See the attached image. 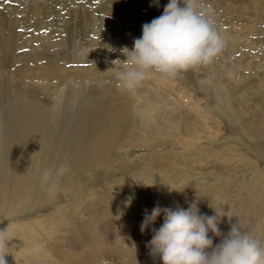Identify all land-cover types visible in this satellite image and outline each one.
Instances as JSON below:
<instances>
[{
	"label": "rangeland",
	"instance_id": "374dc122",
	"mask_svg": "<svg viewBox=\"0 0 264 264\" xmlns=\"http://www.w3.org/2000/svg\"><path fill=\"white\" fill-rule=\"evenodd\" d=\"M94 1L0 0V18L4 17V21H0L2 25H0V117L3 116L0 118V234L7 239V243L0 245V248H4L7 264H20L21 257L26 264H41L34 255L26 254L34 244L46 254L44 263L48 261L46 257L48 256L55 264H73L71 259L77 260L73 254L85 241L86 236L82 235V230L94 226V223L90 221L91 217L114 213V216L104 218L107 219L105 221H109L112 217L126 219L133 214L132 218L136 223L141 212H138L133 204L138 196L147 198L148 203L163 202L165 205L170 204L169 206L173 208L179 205L187 208L189 204L195 202L204 214L208 206H211L208 198L216 197L222 204L227 205L225 208H216V211H219L218 214L232 212L234 216L229 217L230 228L240 223L242 225L239 224V226L243 230L246 228L254 235L257 233L255 236L264 241V231L261 233L259 231V228L264 225L262 224L264 210L257 214L259 207L262 205L264 207V201L259 197L264 196V129H262L264 112L257 108L258 102H261L264 97V91H259L264 83V57L253 59L256 58V52H264V19L259 20L263 21L259 29L261 34H256L254 41L251 38L249 40L251 43H247L246 39L239 37L235 30L238 29L234 27L235 21L224 15L228 8H234L236 17L248 16L245 6L235 0H226V3L231 2L234 6L227 4L221 9L207 4L204 0H196L198 10L203 15L215 19L216 28L226 40L225 47L210 63L181 71L183 74L180 76V72L173 77L154 72L158 80L154 75L147 77L137 86L139 89L136 87L135 92L123 88L114 73L95 76L94 79H91L89 75V78L73 79L70 71V73L67 72L66 79H64L65 75V77L60 75L52 80L41 78L40 75L32 76V71L31 74L27 71L21 77L14 73L18 66L28 65L37 70L42 64L55 59L62 66L66 65L65 69L68 70L73 68L88 70L92 66L91 63L94 64L95 60L96 64L101 57L100 61L103 64L114 66V61L119 66L121 62L115 59H125L124 54L118 50L111 55L113 51H108L107 48L105 52L102 46L103 42H107L117 49L123 47L111 37L105 38L104 35L102 37V33L107 32L106 24L109 15L102 13L100 8L103 10L109 0ZM168 2L169 0H159V4L166 5ZM138 4L143 9L157 6L152 0H139ZM262 6L264 7V2ZM116 19L117 25H127L126 28L129 31L126 36L134 40L142 35V24L150 22L153 18L132 14L127 15L124 20L121 17ZM8 20L12 22L11 25L14 28L11 29L13 30L10 32L11 36L3 31L6 30L4 28ZM245 27L243 25L240 29L245 30ZM233 38L236 41L241 38V42L238 41L240 48L251 54L248 56L244 53L245 51L239 55L233 54L232 45L229 43ZM104 43L103 45L106 44ZM229 50H231L230 54ZM76 55L78 56L75 59ZM234 67H242V69L238 70V76L232 77ZM102 69L104 70V67ZM77 73L75 75H83L81 71ZM240 74L243 75L242 79ZM229 79L234 81L232 88L237 90L233 91L231 88L227 91L225 85L228 84ZM170 84L174 87H170ZM254 87L258 89L253 90ZM243 88L247 89L244 91ZM261 88L264 89L263 86ZM185 89L190 90L197 99L204 102L210 108L212 117L217 118L221 125V130L214 141L208 140L209 131L205 129L201 131L205 130L204 134L207 136L206 138L201 136L198 147L200 149L204 146L209 147L207 160L199 158L197 162L192 161L182 146V143L186 141L183 132L187 130L186 127L191 128L190 122L197 117L194 115L192 105L183 99L182 91ZM235 108L245 112L241 115V124L247 129L246 132L234 124L235 121L231 118ZM39 115L44 117L43 120L45 119V124H39L41 128L45 125L42 130L31 125L32 117ZM187 123H190V127ZM75 130H81V134H76ZM60 131L64 132L62 138ZM252 131L259 136V140L250 133ZM99 140L106 145L100 146V150L96 153L94 144ZM144 140L148 146L136 147V144ZM130 141L132 148L122 147V143ZM76 146H84V148L81 151H75L73 148ZM253 150L262 155L259 156L260 159L258 156L251 157L258 162L262 170L257 169L254 164L242 163L240 160L243 156H252ZM101 156L103 163L98 164L92 161ZM191 156L197 157L193 154ZM81 158L88 159L87 163H83ZM24 162H26L25 167H23ZM146 162H150L153 169V181L151 185H144L140 189L135 178L144 165L142 163ZM61 163L68 164L69 170L57 176L55 170ZM45 169H51L53 172L47 181L41 179ZM146 171L147 169H144V172ZM187 176L192 177L187 180ZM179 180L182 183L176 184ZM182 184L187 186L186 190H169V187L179 188L183 186ZM256 197H259L262 202L254 204ZM236 199L241 201L240 205H233L235 209L230 210L228 206L231 207L232 201ZM248 200L252 206L249 205L247 209ZM254 206L257 207L255 210L252 209ZM73 208L83 219L71 220L70 212ZM239 213L245 214L242 216ZM214 214L215 212L211 215ZM224 219L222 217L220 222ZM44 220L50 223L45 224ZM37 221H42L41 225ZM30 222L29 225L34 234L30 233L25 226V223ZM101 222L103 220L98 223ZM222 225L223 223L220 224V228H223ZM137 227V224L133 225L132 233L135 234L139 230ZM24 228L28 230V235L37 237L36 242H32L22 233ZM230 228L220 229V232L222 231L220 236L227 234ZM110 231L116 236L120 234L115 228H111ZM76 233L81 234L76 235ZM134 236L137 237V233ZM119 248L124 250V245H119ZM94 250L96 249L86 248L84 251L86 253L99 251V249ZM80 251L81 249L76 253H81ZM25 255L28 260H25ZM104 260L109 262L106 258Z\"/></svg>",
	"mask_w": 264,
	"mask_h": 264
},
{
	"label": "bare ground",
	"instance_id": "6f19581e",
	"mask_svg": "<svg viewBox=\"0 0 264 264\" xmlns=\"http://www.w3.org/2000/svg\"><path fill=\"white\" fill-rule=\"evenodd\" d=\"M21 1V0H20ZM94 1V0H93ZM99 1V0H98ZM97 1V2H98ZM101 1V0H100ZM103 1V0H102ZM101 1V2H102ZM229 1V0H228ZM237 3H240V4H242L243 6H245L246 7V11L248 12V16H241V17H236L237 15H236V13H235V9L234 8H228L227 9V11L225 12V16H227V17H230V18H232L235 22H234V27L235 28H238V29H235L237 32H238V34H239V37H241V38H244V39H246V42L247 43H251V42H249V40L252 38V40L254 41V37L256 36V34H261L260 33V31H259V29H261V27H262V23H263V21H259V20H263L264 19V7L262 6V4H263V2H264V0H235ZM17 2V1H16ZM92 2V1H91ZM96 1H94V3H95ZM204 2H206L207 4H210V5H212V6H214V7H216V8H221V9H223L224 7H225V5H227L228 3H226L227 1L226 0H204ZM73 3V2H72ZM75 3V2H74ZM93 3V2H92ZM100 3V2H99ZM139 3V0H109L108 2H106V4H107V6H104V9L102 10V8H100V10H101V12L102 13H105V14H107V15H109V16H107V17H109V20H108V22H107V24H106V26H107V32L105 33V34H103L102 33V37H103V35H104V37L105 38H108V37H111V38H113L115 41H117L118 43H120L123 47L124 46H128L129 48H132L133 47V39H132V37H127L126 36V33H127V31H129L126 27H127V25L125 24L124 26H120V25H117L116 24V18L118 17H121V19L122 20H124V19H126V17H127V15H132V14H135V15H139V16H146V17H152V18H154V17H157V16H159V15H161L162 14V12H163V8H164V4H159V6H154V7H152V8H150V9H143L142 8V6L140 5V4H138ZM84 4V3H83ZM85 4H87V3H85ZM96 4V3H95ZM229 4H231V2L229 3ZM228 4V5H229ZM73 5V4H72ZM233 4H231V5H229V6H232ZM89 5H87V7H88ZM234 6V5H233ZM238 6V5H237ZM75 7V6H74ZM76 8H77V6H76ZM75 9V8H74ZM77 10V9H76ZM79 10V9H78ZM83 10V9H82ZM244 10V9H243ZM71 11H72V9H71ZM33 12V11H32ZM73 12V11H72ZM237 12V11H236ZM78 13V11L76 12V14ZM79 15H82V14H79ZM75 16V15H74ZM81 18V17H80ZM84 18H86L85 16H84ZM79 19V18H78ZM77 20V19H76ZM215 20V19H214ZM218 20V19H217ZM0 21H4V17L3 18H0ZM87 22V21H86ZM76 23V22H75ZM74 23V25H76ZM12 22L10 23V21L8 20V22H7V26L4 28V29H6V30H3L4 32L6 31V32H8V34H9V36H11V34H10V32L11 31H13V30H11V29H14L13 27H12ZM73 24V23H72ZM0 25H1V22H0ZM71 25V24H70ZM243 25H245L246 27H245V30L244 29H240V27L241 26H243ZM2 26V25H1ZM8 27V28H7ZM71 27H73V26H71ZM129 27V26H128ZM244 28V27H243ZM70 29V28H69ZM228 31V30H227ZM225 32V31H224ZM61 33V32H60ZM264 33V32H263ZM262 33V34H263ZM58 34V33H57ZM62 35V34H61ZM54 36V35H53ZM58 37H60V36H58ZM135 37V36H134ZM133 37V38H134ZM99 38V37H98ZM101 38V37H100ZM229 38V37H228ZM241 38H240V40H241ZM97 39V38H96ZM234 39V38H233ZM233 39H231L230 40V44L232 45V51H233V54L234 53H236L237 55H239L240 53H242V52H244L245 54H248V56H249V54H251L249 51H247V50H243V49H241L240 48V45L238 44V41H240V40H238V41H236L235 39L233 40ZM90 40V39H89ZM92 41V40H91ZM94 41V40H93ZM101 42V41H100ZM241 42V41H240ZM104 43V42H103ZM103 43H102V46L104 47V49L103 50H105V52H106V49L108 48V51H110V48L111 49H115V51L116 52H118V50L120 51V49H117L116 47H113L112 46V44L111 43H107V42H105L104 44L105 45H103ZM116 43V42H115ZM126 44V45H125ZM252 44L254 45V43L252 42ZM100 45H101V43H100ZM118 45V44H117ZM116 45V46H117ZM235 45V46H234ZM256 45V44H255ZM91 46H93L92 44H91ZM122 47V48H123ZM248 47V46H247ZM230 48H231V46H230ZM10 49V48H9ZM257 51H258V49H256ZM85 51V50H84ZM115 51H113V53L111 54V55H114L115 53ZM230 51L231 50H229L228 52H229V54H230ZM98 52H100V50L98 51ZM112 52V51H111ZM71 53H72V51H71ZM73 53H75V52H73ZM120 53H122V52H120ZM232 53V52H231ZM80 54V53H79ZM117 54V53H116ZM77 56L78 55H76V57H75V59L77 58ZM80 57H81V55H79ZM94 56V55H93ZM243 56V55H242ZM97 57V56H96ZM96 57H94V58H96ZM114 57V56H113ZM123 57H125V56H123ZM228 57H230V56H228ZM255 57L256 58H253V59H255V60H257L258 58H260L261 59V57H264V52H261L260 51V53H255ZM109 58H111L110 56H109ZM119 58V57H118ZM126 58V57H125ZM73 59V58H72ZM84 59H86V58H84ZM96 59H99V57L98 58H96ZM101 59H102V57H101ZM100 59V60H101ZM114 59V58H113ZM117 59V58H116ZM115 59V60H116ZM122 59V58H121ZM243 59V58H242ZM52 60V59H51ZM89 60V59H88ZM91 60H93V59H91ZM97 61L96 62V64H95V60H94V64L93 63H91L92 64V66H91V68L90 69H84V68H73V69H70V70H68V69H65L66 68V65H64V66H62L60 63H59V61L58 60H56L55 59V61H48L46 64L44 63V65L42 64V66L41 67H39L37 70L35 69V68H32V67H30V66H18L15 70H14V73L16 74V75H18V76H23L24 74H26L27 73V71L29 72V74H31V71H32V76H34V75H37V76H41V78H50L51 80L53 79V78H56V77H60V75H65L64 77V79H66L67 78V72L68 73H70V71L72 72V75H73V79L74 78H78V77H82V78H91V79H94L95 78V76H101L102 74H110V73H114L115 74V72H114V70H112V69H109V68H111V67H113V66H110L109 64L108 65H106V64H103V62L102 61ZM123 60V59H122ZM231 60V59H230ZM234 60V59H233ZM239 60H241V59H239ZM254 60V61H255ZM79 61H81V60H79ZM86 62H87V59H86ZM91 62V61H90ZM236 62H238V61H236ZM249 62V61H248ZM251 62V61H250ZM257 62V61H256ZM32 64V63H31ZM219 64V63H218ZM238 64V63H237ZM243 64H245V63H243ZM250 64V63H249ZM74 65V64H73ZM82 65V64H81ZM252 65V64H251ZM254 65V64H253ZM257 65V64H256ZM68 66V65H67ZM83 66H85V65H83ZM88 66V65H87ZM235 66V65H234ZM243 66H245V65H243ZM248 66V65H247ZM104 67V70L102 69L101 70V68H103ZM246 67V66H245ZM26 68V69H25ZM254 68H255V66H254ZM109 69V70H108ZM194 69H195V67H194ZM240 69H242V67H234V69H233V71H232V77L233 76H238V70H240ZM248 69V68H247ZM255 70V69H254ZM77 71H81L82 73H83V75L82 74H79V75H75V74H78L77 73ZM104 71H106V72H104ZM242 71V70H241ZM246 71V70H245ZM248 71V70H247ZM227 72V71H226ZM240 72V71H239ZM243 72V71H242ZM194 73V72H193ZM192 73V74H193ZM196 73V72H195ZM199 73V72H198ZM228 73H230V72H228ZM247 73V72H246ZM183 73L182 72H180V74H179V76L180 75H182ZM225 74H227V73H225ZM258 74V73H257ZM13 74H11V76H12ZM16 75H14V76H16ZM88 75H89V77H88ZM152 76L154 75V77H155V79L156 80H158V76L153 72L152 74H151ZM150 75V76H151ZM31 76V77H32ZM63 76H62V78H63ZM184 76V75H183ZM189 76V75H188ZM194 76V75H193ZM240 76H241V74H240ZM243 76V75H242ZM242 76L240 77L241 79H242ZM258 76V75H257ZM256 76V77H257ZM149 77V76H148ZM192 77V76H191ZM262 77V76H261ZM198 78V77H197ZM239 78V79H240ZM244 78H246V77H244ZM248 78H249V76H248ZM260 78V77H259ZM173 79H175V78H173ZM183 79V78H182ZM186 79V78H185ZM194 79V78H193ZM234 79V78H233ZM247 79V78H246ZM245 79V80H246ZM253 79V78H252ZM261 79V78H260ZM41 80V79H40ZM60 80H62V79H60ZM59 80V81H60ZM89 80V79H88ZM184 80V79H183ZM244 80V81H245ZM262 80V79H261ZM260 80V81H261ZM44 81H45V79H44ZM194 81V80H193ZM259 81V82H260ZM234 81H232V79H229L228 80V84H226L225 86L227 87V91H228V89L230 90L231 88H232V83H233ZM240 82V81H239ZM259 82H258V84H259ZM264 82V81H263ZM173 83V82H172ZM171 83V84H172ZM236 83V82H235ZM238 83V82H237ZM241 83V82H240ZM245 83V82H244ZM248 83H249V81H248ZM254 83V82H253ZM170 84V87H174V86H172ZM174 84V83H173ZM197 84V83H196ZM225 84V83H224ZM223 85V84H222ZM240 85V84H239ZM250 85V84H249ZM245 86H247V85H245ZM264 87V83H262V85H261V87ZM142 87V86H141ZM237 87V86H236ZM241 87V86H240ZM244 87V86H243ZM260 87V86H259ZM260 87V92H262V91H264V89L263 88H261ZM3 88V87H2ZM1 88V89H2ZM138 88V87H137ZM248 88V87H247ZM247 88H245V89H247ZM256 88L258 89V87H254V88H252L253 90H256ZM139 89V88H138ZM141 89V88H140ZM144 89V88H143ZM233 89V88H232ZM234 89H236V88H234ZM234 89H233V91H234ZM244 89V88H243ZM242 89V90H243ZM245 89H244V91H245ZM3 90V89H2ZM89 90V89H88ZM147 90V89H146ZM237 90V89H236ZM248 90H249V88H248ZM251 90V89H250ZM4 91V90H3ZM247 91V90H246ZM130 92H133V90L132 91H130ZM134 92H135V90H134ZM232 92V91H231ZM239 92V91H238ZM243 92V91H242ZM254 92H256V91H254ZM141 93H142V91H141ZM237 93V92H236ZM259 93V92H258ZM133 94V93H132ZM234 94H235V92H234ZM256 94V93H255ZM135 95V94H134ZM141 95V94H140ZM239 95V94H238ZM244 95H245V93H244ZM243 95V96H244ZM257 95V94H256ZM264 95V94H263ZM0 96H1V94H0ZM12 96V95H11ZM19 96V95H18ZM20 96H22V95H20ZM135 96H137V95H135ZM182 96H183V99L184 100H186V102L187 103H189V104H191L192 105V107H193V111H194V115L195 116H197L196 118H195V120L194 121H191L190 123H192V125H191V128H187L186 127V131L185 132H183V133H185L183 136L186 138V141L185 142H183L182 143V146L185 148V151L186 152H188V158H190V159H192V161H194V162H197V159H199V158H201V159H208L207 158V156H208V151H209V147L208 148H206L205 146L203 147V148H199L198 147V140H199V142H201L200 141V139H201V136L203 137H205V136H207V134H204V131L206 130L207 132L209 131V134H208V136L210 137L208 140H211V141H214V139H216V137L218 136V132L221 130V125H219V123H218V119L217 118H214V117H212V115H211V111H210V108L207 106V105H205L204 104V102H202V101H200L199 99H197L196 97H195V95L190 91V90H187V89H185V90H183L182 91ZM259 96V95H258ZM262 96V95H261ZM17 97V96H16ZM141 97V96H140ZM260 97V96H259ZM259 97H257L258 99H259ZM240 98H242V97H240ZM250 98L252 99V97L250 96ZM262 98H263V100H262ZM261 98V102L259 101L258 102V105H257V108H259V110H261L262 111V113L264 112V97H262ZM18 99V98H17ZM140 99V98H139ZM17 102V101H16ZM23 103V102H22ZM56 103V102H55ZM137 103H138V100H137ZM140 103V102H139ZM138 103V104H139ZM25 104V103H24ZM83 104V103H82ZM86 104V103H85ZM257 104V103H256ZM57 106H58V104H56ZM131 105V104H130ZM133 105V104H132ZM136 105V104H135ZM190 106V105H189ZM188 106V107H189ZM263 106V107H262ZM30 107V106H29ZM50 107V106H49ZM136 107H137V105H136ZM23 108V107H22ZM134 108V107H133ZM57 109V108H56ZM140 109V108H139ZM189 109V108H188ZM27 110V109H26ZM241 111V112H240ZM238 110V108H235L233 111H232V119L235 121V123L234 124H236L242 131H244V132H246L247 131V129L244 127V125H242L241 124V115H243V114H245V112L244 111H242V110ZM30 112V111H29ZM1 113V112H0ZM34 113V112H33ZM142 113V112H141ZM24 114V113H23ZM142 114H144V113H142ZM141 114V115H142ZM23 116V115H22ZM32 116V115H31ZM51 116V115H50ZM262 116V115H261ZM3 117V116H2ZM2 117H0V118H2ZM29 117V116H28ZM35 117V116H34ZM32 117L33 119H32V122H31V125L33 126V127H35V128H37V127H39V130H42L43 129V127L45 126H42V128L40 127V125H42V124H45L44 123V120H43V116H37V117ZM148 117V116H147ZM187 117V116H186ZM193 117V116H192ZM192 117H191V120H192ZM25 118V117H24ZM185 118V117H184ZM3 120V119H2ZM25 120V119H24ZM231 120V119H230ZM253 120V119H252ZM264 120V119H263ZM20 121H22V120H20ZM19 121V122H20ZM23 122V121H22ZM22 122H20V123H22ZM115 122H117V120L115 119ZM1 123V122H0ZM16 123V122H15ZM48 123V122H47ZM118 123V122H117ZM190 123L188 124L187 123V125H188V127H190L189 125H190ZM231 123H232V121H231ZM22 124H24V123H22ZM22 124H20V126L22 125ZM26 124V123H25ZM40 124V125H39ZM58 124V123H57ZM263 125H264V121H263ZM23 126V125H22ZM32 127V128H33ZM262 127V126H261ZM41 128V129H40ZM3 129V128H2ZM29 129V128H28ZM203 129H205L203 132H201ZM208 129V130H207ZM222 129H223V127H222ZM262 129H264V127H262ZM45 130V129H44ZM47 130V129H46ZM3 132H4V130H2ZM23 131V130H22ZM31 131V130H30ZM29 131V132H30ZM76 132V134H81V130L80 131H78V130H75ZM241 131V132H242ZM20 132H21V130H20ZM32 132H33V130H32ZM31 132V133H32ZM39 132H41V131H39ZM38 132V133H39ZM52 132H53V130H52ZM264 132V131H263ZM5 133H7V132H5ZM26 133H27V131H26ZM34 133H35V131H34ZM180 133V132H179ZM254 137H255V139H258L259 140V136L254 132V131H252V132H250ZM40 134V133H39ZM46 134H50L49 132H46ZM52 134V133H51ZM59 134V133H58ZM63 134H64V132H61L60 131V137L62 138L63 137ZM44 134L42 133V136H43ZM222 135V134H221ZM246 135V134H245ZM49 136V135H48ZM52 136V135H51ZM261 136V135H260ZM53 137V136H52ZM1 138V137H0ZM5 138V137H4ZM7 138H8V136H7ZM35 138V137H34ZM44 138H46V137H44ZM48 138V137H47ZM56 138V137H55ZM102 138V137H101ZM206 138V137H205ZM262 138V137H261ZM39 139H41V138H39ZM207 139H205V140H207ZM15 140H16V138H15ZM37 140H38V137H37ZM43 140V139H42ZM258 140H256V142L258 141ZM261 140V139H260ZM2 141V140H1ZM204 141V140H203ZM39 142V141H38ZM153 142H154V140H153ZM29 143V142H28ZM223 143H225V142H223ZM234 143V142H233ZM238 143V142H237ZM45 144V143H44ZM123 144V145H122ZM121 145H122V147H128V148H132V143H131V141L130 142H128V143H122ZM150 144H152V143H150ZM230 144V143H229ZM240 144V143H239ZM255 144V143H254ZM4 145H5V142H4ZM27 145V144H26ZM29 145V144H28ZM106 145V143H103L101 140H99L98 142H96L95 144H94V150H96V153L100 150V146H105ZM217 145V144H216ZM220 145V144H219ZM218 145V146H219ZM144 146H148L147 144H146V140H144L143 142H140V143H138V144H136V147H140V148H142V147H144ZM209 146V145H208ZM224 146H226V145H224ZM223 146V147H224ZM120 147V146H119ZM216 148H218L217 146H215ZM231 147V146H230ZM232 147H234V146H232ZM42 148V147H41ZM84 148V146H80V147H74L73 149L75 150V151H81L82 149ZM197 148V149H196ZM228 148V147H227ZM226 148V149H227ZM207 149V150H206ZM214 148L212 147V150H213ZM224 149V148H223ZM231 148H229V150H230ZM236 149V148H235ZM234 149V151H236ZM240 149H242V148H240ZM239 149V150H240ZM244 149V148H243ZM250 149V148H249ZM216 150V149H215ZM225 150V149H224ZM228 150V149H227ZM219 151V150H218ZM222 151V150H221ZM220 151V152H221ZM241 151V150H240ZM239 151V152H240ZM244 151V150H243ZM247 151V150H246ZM254 151V150H253ZM253 151H252V156H243V158H241L240 160H241V162L243 163V162H245V163H251V164H254L256 167H257V169H260V170H262L263 168L258 164V162L257 161H255V160H253L251 157H253V156H255V157H259V156H262L260 153H258V152H256V151H254V153H253ZM213 152H215V151H213ZM95 153V154H96ZM216 153V152H215ZM230 153V152H229ZM232 153V152H231ZM250 153V152H249ZM47 154V153H46ZM79 154V153H78ZM191 154H193V155H196L197 157H193V156H191ZM221 154V153H220ZM26 156V155H25ZM76 156V155H75ZM175 156H177V155H175ZM48 157V156H47ZM264 157V156H263ZM262 157V158H263ZM85 158H87V157H85ZM261 158V159H262ZM36 159V158H35ZM38 159V158H37ZM36 159V160H37ZM40 159V158H39ZM47 159V158H46ZM52 159V158H51ZM75 159V158H74ZM82 159V158H81ZM80 159V160H81ZM180 159V158H179ZM258 159H260V157L258 158ZM88 159H82V161H83V163L84 162H86ZM101 160H103L102 159V156L100 157V158H98V159H95V160H92V161H94V163H98V164H101V163H103V162H101ZM263 160V159H262ZM43 161V160H42ZM48 161V160H47ZM51 161V160H50ZM79 161V160H78ZM20 162V161H19ZM45 162V161H44ZM74 162V161H73ZM141 162V161H140ZM87 163V162H86ZM147 163V162H146ZM146 163H142V164H144L143 165V167L141 168V171L138 173V175H137V173H136V175H137V177H136V175L135 174H133V176L134 177H136L135 178V181H136V184L138 185V187L141 189V188H143V186L145 185V184H151L152 183V175H153V169H152V167H151V165H150V162H148L147 164ZM257 163V164H256ZM21 164H22V162H21ZM42 164H44V163H42ZM74 164V163H73ZM37 165V164H36ZM47 165V164H46ZM150 165V166H149ZM247 165V164H246ZM26 166V162H24L23 163V167H25ZM38 166V165H37ZM197 166H199V165H197ZM255 166H253V167H255ZM42 167H43V165H42ZM45 167V166H44ZM39 168V167H38ZM138 169V168H137ZM144 169H147V171L146 172H144ZM252 169V168H251ZM140 170V169H139ZM259 171V170H258ZM258 171H256V173H258ZM260 172V171H259ZM260 173H262V172H260ZM185 174H187V173H185ZM263 174V173H262ZM191 177L192 176H187V180L188 179H191ZM200 181H201V179L200 178H198ZM182 181V180H181ZM145 183V184H143V183ZM190 182V181H189ZM199 182V181H198ZM202 182V181H201ZM208 182V181H207ZM182 182H180V180L176 183V184H181ZM209 183V182H208ZM183 186L181 187V186H179V188H183L184 190H186V188H187V186L185 185V184H182ZM190 185V184H189ZM146 186V185H145ZM3 188V187H2ZM25 189V188H24ZM16 191V190H15ZM143 191V190H142ZM196 191H198V190H196ZM206 191V190H205ZM255 191H257V190H255ZM148 192V191H147ZM146 192V193H147ZM169 192V191H168ZM5 193V192H4ZM22 193V192H21ZM151 193V192H150ZM148 194V193H147ZM173 194V193H172ZM181 195V194H180ZM16 196V195H15ZM209 197V196H208ZM211 197V196H210ZM260 197V199L261 200H263L264 201V196L262 195H260L259 196ZM259 197H256V201H253V203L255 204V202H257V204H258V202H262V201H260L259 200ZM17 199V198H16ZM147 199V198H146ZM146 199H144L142 196H138V198L136 199V201L134 202V206L137 208V210H138V212H141V214H140V218H139V220H138V222H136V223H134V221H133V218H132V215H131V217L130 218H126V219H113V217H112V220H109V221H105V220H107V219H104V218H106V217H108V216H114V213H107V214H105V215H101V216H92L91 217V219H90V221L92 222V223H94V226L93 227H91V226H89V227H87V228H84L83 230H82V235L84 236H86L85 237V241H84V243L83 244H81L79 247H78V249H77V251L79 250V249H81V253H74L73 255H75L76 257H77V260H73V259H71L72 260V262H73V264H82V262H87V264H97V263H99V262H102L101 264H163V262L158 258V257H153L151 254H150V252H149V249H148V247H146V243L151 239V237H152V235H153V232H152V228H159L160 226H161V224L163 223V216H160V217H158L157 218V220L154 222V224L152 225V226H150L148 229H146L143 233L140 231V225H141V222H142V220H143V218H144V213H145V210H148L149 212L151 211V209L156 205V204H151V203H148V201H146ZM252 199V198H251ZM6 200V199H5ZM208 203L211 205L210 207L208 206V210H207V212L205 213V214H208V215H211V214H213L214 212H215V208H225V207H227V205L226 204H222V202L218 199V198H216V197H211V198H208ZM15 202V201H14ZM158 202V201H157ZM233 202V204L231 205V207L230 206H228L229 208H231L230 210H233V209H235L234 208V206L233 205H235L236 206V204H238V206L240 205L239 203H241V201H239V200H235V201H232ZM147 205H146V204ZM159 205H161V206H169L168 204L167 205H165L163 202H161V203H158ZM199 204V203H198ZM206 204V203H205ZM256 204V205H257ZM260 204V203H259ZM146 205V206H145ZM219 205V207H217ZM252 206V204L251 203H249V200H248V205H246L247 206V209H248V206ZM180 206V205H179ZM201 206V205H200ZM202 206H205V205H202ZM207 206V205H206ZM245 206V207H246ZM171 207V206H170ZM244 207V208H245ZM133 208V207H132ZM237 208V207H236ZM257 207L256 206H254V207H252V209H256ZM260 209L257 211V214H259V213H261L263 210H264V207H263V205L261 206V207H259ZM35 209V208H34ZM227 209V208H226ZM225 209V210H226ZM238 209V208H237ZM229 210V209H228ZM229 210V211H230ZM235 211V210H234ZM233 211V212H234ZM239 211H240V209H239ZM242 211V210H241ZM249 211H250V209H249ZM252 211V210H251ZM133 212H135V211H133ZM219 212V211H218ZM227 212V211H226ZM201 213H203V212H201ZM252 213H254V211L252 212ZM136 214V213H135ZM219 214H222V215H224L223 217L225 218L222 222H219V224H218V227H219V229H223V228H226V229H228V228H230V218L229 217H231L232 216V212H229L228 214H223V213H219ZM235 214V213H234ZM240 215H242L243 216V214H245V213H239ZM139 215V214H138ZM249 215V214H248ZM70 218H71V220H79V219H83V218H81V217H79V215H78V213H77V210L75 209V208H73L72 210H71V212H70ZM236 216V215H235ZM238 216V215H237ZM251 216H253V215H251ZM260 216V215H259ZM232 217H234V216H232ZM249 217V216H248ZM260 217H262V216H260ZM260 217H258V219L260 218ZM110 218V217H109ZM136 218V217H135ZM247 218V217H246ZM250 218V217H249ZM252 218V217H251ZM255 218V217H254ZM138 219V218H137ZM261 219V218H260ZM262 219H264V218H262ZM261 219V220H262ZM100 220H103V222H101V223H98ZM136 220V219H135ZM236 221V220H235ZM38 222V224L39 225H41V223H42V221H37ZM261 222V221H260ZM44 223L46 224V223H50V221H48V220H44ZM53 223V221L51 222V224ZM221 223H223V225H222V227L223 228H220V224ZM232 223V222H231ZM238 223V222H237ZM249 223V222H248ZM26 225V227L30 230V233H32V234H34V231H32L31 230V227H30V225L29 224H31V222L30 223H25ZM135 224H137V226L139 227V230L136 232L137 233V237H135L134 235L136 234H134V233H132V231L131 230H134V228H132L133 227V225H135ZM240 224V223H239ZM238 224V225H239ZM244 224V223H243ZM245 224H246V222H245ZM262 224H264V220H262ZM53 225V224H52ZM240 225H242V224H240ZM250 226L252 225V224H249ZM49 226V225H48ZM261 226V225H260ZM259 226V227H260ZM51 227V226H50ZM137 227V228H138ZM243 227V226H242ZM253 227V226H252ZM33 228V227H32ZM111 228H115V230H119V235H117L116 236V234L114 235V233L112 232V234H111V231H110V229ZM136 228V227H135ZM249 228H251V227H249ZM246 228H244V230H245ZM252 229V228H251ZM255 229V228H254ZM246 230H248V229H246ZM249 231V230H248ZM259 231H260V233L262 232V231H264V225H262L260 228H259ZM222 232V231H221ZM22 233L27 237V238H29V240H31L32 242H36L37 241V237L36 236H33V235H28V230L27 229H23L22 230ZM259 233V234H260ZM264 233V232H263ZM77 234H81V233H76V235ZM134 234V235H133ZM75 235V236H76ZM209 235L210 236H212L213 237V243H214V245L216 244V243H219L220 242V240L223 238V236H226L227 234H223V236H216V235H214V234H212V232H209ZM255 235H257V233L255 234ZM23 236V235H22ZM72 236H74L73 234H72ZM257 237V236H256ZM144 239H146V240H144ZM31 242V243H32ZM119 245H124V250L123 249H118V247H119ZM86 248H95L96 250H98L99 249V251L98 252H96V253H92L91 251L90 252H87L86 253V251H84ZM109 248H115L113 251L111 250V249H109ZM92 250V249H91ZM96 250H94V251H96ZM0 251H2V252H4V248H0ZM27 255H34L35 256V258H36V260L39 262V263H44V256L46 255L45 253H44V251H42L41 249H40V247L39 246H37V245H33V248L32 249H30L29 250V252L28 253H26ZM23 255V254H22ZM25 257H26V259L25 260H28V258H27V256L25 255ZM47 257V260L48 261H46L44 264H55L54 262H52V260H50V258L48 257V256H46ZM90 257H91V259H90ZM53 258V257H52ZM104 258H106V259H108L109 260V262H107V261H105L104 260ZM22 259V257L19 259V261L21 262L20 264H26L25 262H24V260H21ZM100 259H103V260H100ZM66 261V260H65ZM78 261V262H77ZM90 262V263H89Z\"/></svg>",
	"mask_w": 264,
	"mask_h": 264
},
{
	"label": "clouds",
	"instance_id": "9594fccd",
	"mask_svg": "<svg viewBox=\"0 0 264 264\" xmlns=\"http://www.w3.org/2000/svg\"><path fill=\"white\" fill-rule=\"evenodd\" d=\"M152 2L159 6V0ZM225 44L214 18L203 15L196 0H169L161 15L142 24V35L134 38L133 47L120 49L126 57L115 60L120 65L113 61L114 66L109 69L114 70L123 88L132 91L153 72L173 77L210 63ZM68 170L69 165L61 163L55 175ZM52 174L51 169H45L41 179L47 181ZM183 188L169 187V190ZM160 216L163 223L159 228H152L153 235L146 247L163 264H264V241L238 224L214 245L209 232L221 235L218 224L224 216L216 208L214 215H207L201 213L195 202L187 208L156 204L150 212L145 210L140 231L143 233ZM6 243V237L0 234V245ZM5 255L0 251V264H7Z\"/></svg>",
	"mask_w": 264,
	"mask_h": 264
}]
</instances>
